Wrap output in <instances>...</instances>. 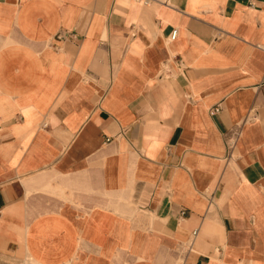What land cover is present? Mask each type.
<instances>
[{
  "label": "crops",
  "instance_id": "0c3cea01",
  "mask_svg": "<svg viewBox=\"0 0 264 264\" xmlns=\"http://www.w3.org/2000/svg\"><path fill=\"white\" fill-rule=\"evenodd\" d=\"M0 264H264V0H0Z\"/></svg>",
  "mask_w": 264,
  "mask_h": 264
},
{
  "label": "built area",
  "instance_id": "2783aa9c",
  "mask_svg": "<svg viewBox=\"0 0 264 264\" xmlns=\"http://www.w3.org/2000/svg\"><path fill=\"white\" fill-rule=\"evenodd\" d=\"M137 1H142L145 5L149 6L153 0H137ZM177 30H174L170 36L171 40H174L176 37H177ZM218 108H215V110L213 111V114H216L218 112ZM235 148V140L229 142V145H228V150L230 152H232ZM197 235V232L194 233V236Z\"/></svg>",
  "mask_w": 264,
  "mask_h": 264
}]
</instances>
